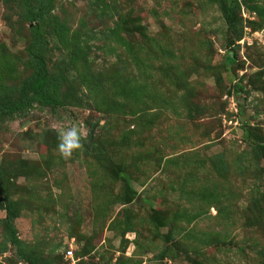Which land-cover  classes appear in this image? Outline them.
<instances>
[{
    "label": "rangeland",
    "instance_id": "1",
    "mask_svg": "<svg viewBox=\"0 0 264 264\" xmlns=\"http://www.w3.org/2000/svg\"><path fill=\"white\" fill-rule=\"evenodd\" d=\"M232 4L234 31L219 0H53L65 46L49 36L47 61L63 69L65 105L0 121V178L17 187L13 223L33 259L264 264V158L253 151L264 143V0ZM29 28L17 0H0V89L31 74ZM82 39L88 60L69 65ZM88 74L98 89L82 84ZM73 125L82 148L64 158ZM1 192L0 264H28L7 242ZM174 229L178 249L163 237Z\"/></svg>",
    "mask_w": 264,
    "mask_h": 264
},
{
    "label": "trees",
    "instance_id": "2",
    "mask_svg": "<svg viewBox=\"0 0 264 264\" xmlns=\"http://www.w3.org/2000/svg\"><path fill=\"white\" fill-rule=\"evenodd\" d=\"M219 1L227 20L226 23L234 31L235 24L234 19H232L234 17V8L231 5H233L232 2L235 0H230V4L227 0ZM52 4L53 0H17V7L21 18L25 19L30 25V42L26 48V53L27 66L31 69V74L22 80L17 85V88L14 87L16 90L8 87L0 89V121L4 119L26 118L35 106L54 110L65 105L61 99V88L65 79V77L63 78V69L60 68L58 73L51 72L47 61L48 39L50 37L57 39L60 45L65 46L63 26L52 13ZM82 41L78 42L79 44H70L68 51L69 65L76 66L80 63L85 66L86 62L83 60L84 58L88 60V45H86V40L82 39ZM233 58L234 56L228 57L227 62L232 63ZM81 82L84 86L91 87L93 90L98 89L99 85L102 84L99 78L92 74L86 75ZM236 88L238 91L242 89L239 86ZM237 101L239 102V99ZM253 151L256 158H264V143L255 142ZM110 173L115 178H118L114 170L111 169ZM119 179L123 182L125 190L122 198L125 204H129L134 196L133 190L124 177H120ZM0 180L3 191V193L1 192L3 194L2 207L5 213L4 231L8 239L7 242L15 249L17 256L24 262L28 264H41L28 253L23 242L19 240L14 227L13 222L18 217V203L9 197V192H12L17 187L1 178ZM152 221L155 224L157 219L153 217ZM174 231L175 229L170 230L168 234L163 236L167 243H174ZM187 236H191V234L188 233ZM173 246L177 249L179 248L177 244Z\"/></svg>",
    "mask_w": 264,
    "mask_h": 264
},
{
    "label": "clouds",
    "instance_id": "3",
    "mask_svg": "<svg viewBox=\"0 0 264 264\" xmlns=\"http://www.w3.org/2000/svg\"><path fill=\"white\" fill-rule=\"evenodd\" d=\"M81 148V132L77 125H73L60 135L58 151L62 157L70 158L75 151Z\"/></svg>",
    "mask_w": 264,
    "mask_h": 264
},
{
    "label": "built area",
    "instance_id": "4",
    "mask_svg": "<svg viewBox=\"0 0 264 264\" xmlns=\"http://www.w3.org/2000/svg\"><path fill=\"white\" fill-rule=\"evenodd\" d=\"M67 257L70 258L71 257V252L67 253Z\"/></svg>",
    "mask_w": 264,
    "mask_h": 264
}]
</instances>
